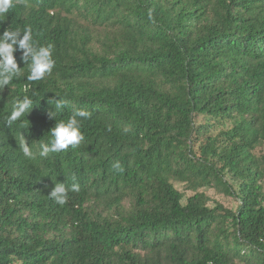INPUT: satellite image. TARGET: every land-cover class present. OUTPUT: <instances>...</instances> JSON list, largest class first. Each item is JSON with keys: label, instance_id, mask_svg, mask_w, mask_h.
<instances>
[{"label": "trees", "instance_id": "trees-1", "mask_svg": "<svg viewBox=\"0 0 264 264\" xmlns=\"http://www.w3.org/2000/svg\"><path fill=\"white\" fill-rule=\"evenodd\" d=\"M26 26L56 64L28 81L16 52L0 89V264H264V0H15L0 33ZM75 109L84 141L40 157Z\"/></svg>", "mask_w": 264, "mask_h": 264}, {"label": "clouds", "instance_id": "clouds-1", "mask_svg": "<svg viewBox=\"0 0 264 264\" xmlns=\"http://www.w3.org/2000/svg\"><path fill=\"white\" fill-rule=\"evenodd\" d=\"M15 5V0H0V17L4 16ZM149 21L154 22L153 11L148 10ZM53 45H38L34 40L32 28L26 26L24 28H17L10 30L9 27L4 28L0 33V89H4L5 86L9 87L12 83L22 76L21 67L18 66L16 52H20V59L25 64L29 63L28 74L26 79L28 81H42L46 77L52 75V71L55 67V60L53 59ZM54 101L52 105L55 111H48L47 115L49 119L56 121L57 114L62 113V110L68 105V101L58 98L55 95L54 98L49 99ZM33 102L28 96H24L22 99H16L13 101L12 111L7 116L5 125L9 128L12 124L25 113H29V109L32 110ZM91 113L85 110L75 109L66 121L61 120L59 123H55V126L50 130V140L46 143L39 145L40 157H48L50 153H60L67 151L70 147L72 149L77 148L85 137L81 131V119H89ZM79 118V119H78ZM21 147L23 155L29 159H35L36 153H34L25 137L21 133ZM113 168L117 171L122 170V165L116 162ZM80 185L73 183L68 188L64 183H55V186L51 189L49 197L54 200L58 205L63 206L68 202L69 191L78 192Z\"/></svg>", "mask_w": 264, "mask_h": 264}, {"label": "rangeland", "instance_id": "rangeland-1", "mask_svg": "<svg viewBox=\"0 0 264 264\" xmlns=\"http://www.w3.org/2000/svg\"><path fill=\"white\" fill-rule=\"evenodd\" d=\"M177 186L181 189L186 191L187 194H191L192 191L190 190H185L183 184L178 183ZM204 190L207 195H209L211 197V204H214V200L220 201L221 203H223L226 207H231V208H236L237 206V201L232 197V196H228L224 193H219L217 192L214 188H206V189H202Z\"/></svg>", "mask_w": 264, "mask_h": 264}]
</instances>
